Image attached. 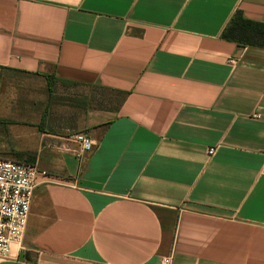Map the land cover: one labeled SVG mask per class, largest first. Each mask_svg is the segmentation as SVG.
I'll return each instance as SVG.
<instances>
[{
	"label": "crops",
	"instance_id": "obj_1",
	"mask_svg": "<svg viewBox=\"0 0 264 264\" xmlns=\"http://www.w3.org/2000/svg\"><path fill=\"white\" fill-rule=\"evenodd\" d=\"M236 12L264 0H0L2 73L113 96L10 132L46 173L0 264H264V46L223 38Z\"/></svg>",
	"mask_w": 264,
	"mask_h": 264
},
{
	"label": "rangeland",
	"instance_id": "obj_2",
	"mask_svg": "<svg viewBox=\"0 0 264 264\" xmlns=\"http://www.w3.org/2000/svg\"><path fill=\"white\" fill-rule=\"evenodd\" d=\"M11 75L0 71V78L8 80L0 84V156L4 158L31 160L32 151L14 149L15 139L12 137L13 133L10 132L15 129L24 126L37 128V131L45 129L44 127L51 118L56 121L57 112L61 113L60 110L63 108L72 110L76 108L75 106L82 105V100L96 107L113 102V96L96 88L90 89L89 101L88 96L85 98L79 96L80 92L77 88L69 89L54 84L52 93H49L45 77L25 74ZM10 79H14L15 82ZM41 117L45 118L44 125L39 128L38 123ZM82 132L85 131L82 130Z\"/></svg>",
	"mask_w": 264,
	"mask_h": 264
},
{
	"label": "built area",
	"instance_id": "obj_3",
	"mask_svg": "<svg viewBox=\"0 0 264 264\" xmlns=\"http://www.w3.org/2000/svg\"><path fill=\"white\" fill-rule=\"evenodd\" d=\"M73 140L79 146L77 155L89 152L94 146L85 132L73 134ZM213 151L210 148L208 153ZM39 172L46 173L34 163L0 156V259L8 257L11 244L23 238ZM169 262V256L160 260V264Z\"/></svg>",
	"mask_w": 264,
	"mask_h": 264
},
{
	"label": "trees",
	"instance_id": "obj_4",
	"mask_svg": "<svg viewBox=\"0 0 264 264\" xmlns=\"http://www.w3.org/2000/svg\"><path fill=\"white\" fill-rule=\"evenodd\" d=\"M222 36L225 39H236L247 44L264 46V23L245 19L240 12H236L222 32ZM43 76L45 77L49 93H52L57 78L47 74ZM44 119V117H41L38 123L39 128L43 127ZM26 161L28 162L29 160Z\"/></svg>",
	"mask_w": 264,
	"mask_h": 264
}]
</instances>
